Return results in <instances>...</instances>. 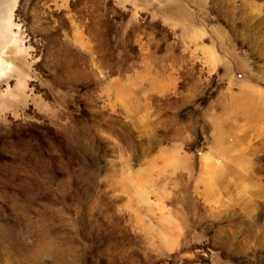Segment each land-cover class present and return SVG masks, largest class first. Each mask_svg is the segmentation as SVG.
<instances>
[{"label": "rangeland", "instance_id": "1", "mask_svg": "<svg viewBox=\"0 0 264 264\" xmlns=\"http://www.w3.org/2000/svg\"><path fill=\"white\" fill-rule=\"evenodd\" d=\"M0 264H264V0H0Z\"/></svg>", "mask_w": 264, "mask_h": 264}]
</instances>
